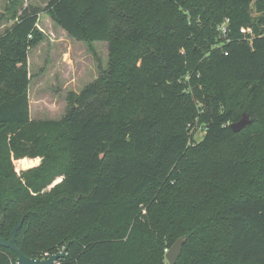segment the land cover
I'll return each mask as SVG.
<instances>
[{"label": "trees", "instance_id": "1", "mask_svg": "<svg viewBox=\"0 0 264 264\" xmlns=\"http://www.w3.org/2000/svg\"><path fill=\"white\" fill-rule=\"evenodd\" d=\"M43 11L73 38L110 41V78L62 121L34 122L40 12H15L0 32V237L23 220L18 247L44 258L68 245L57 264H170L164 248L181 237L175 264H264V0H50ZM244 115L254 122L234 132ZM195 119L207 130L191 145ZM16 261L0 245V264Z\"/></svg>", "mask_w": 264, "mask_h": 264}, {"label": "rangeland", "instance_id": "2", "mask_svg": "<svg viewBox=\"0 0 264 264\" xmlns=\"http://www.w3.org/2000/svg\"><path fill=\"white\" fill-rule=\"evenodd\" d=\"M49 1L0 0L1 33L15 22V12L18 15L31 11L40 12L38 28L43 32L44 37L30 49L28 56L29 99L31 119L34 122L62 121L75 96L79 95L87 86L110 78L113 55L110 41H88L71 37L65 29L43 11ZM199 87L203 93L205 88L201 84ZM195 99L197 109H202L204 102L197 97ZM236 99L234 98V100ZM188 127L190 136L188 141L191 145L204 140L206 125L200 124L195 119L194 125L189 124ZM36 164L38 162L28 161L25 168L33 167ZM59 180L60 178L57 179V181ZM156 198L157 195L146 201V204L151 205ZM146 204L140 205L142 212L138 215L139 220L145 223V226L147 223L151 224ZM155 216L162 221L166 219L157 214ZM143 228L146 231L147 227ZM154 238L163 244L169 241L167 234H160L159 232L155 234ZM139 240L140 244L145 241L149 246L154 245L153 240L145 233L140 232ZM173 244L164 248L166 261H168L166 254ZM16 262L12 264H16Z\"/></svg>", "mask_w": 264, "mask_h": 264}, {"label": "water", "instance_id": "3", "mask_svg": "<svg viewBox=\"0 0 264 264\" xmlns=\"http://www.w3.org/2000/svg\"><path fill=\"white\" fill-rule=\"evenodd\" d=\"M253 122L254 118H250L244 115L240 120L231 123L230 126L234 132H240ZM22 224L23 220H21L20 223L15 226V228L13 229V236L10 239L0 237V245L12 249L17 254V261L19 264H57L58 260L65 255L68 249V245L63 248V250L50 254L49 256L44 258H33L27 256L22 252V250L16 243L17 234ZM184 242V238H178L167 252L166 258L170 264H175L177 262L178 257L182 252Z\"/></svg>", "mask_w": 264, "mask_h": 264}, {"label": "built area", "instance_id": "4", "mask_svg": "<svg viewBox=\"0 0 264 264\" xmlns=\"http://www.w3.org/2000/svg\"><path fill=\"white\" fill-rule=\"evenodd\" d=\"M219 30L221 31V34L223 36L228 37V20H226L222 25H220ZM241 33H243V34H247V33L251 34L252 30L250 28L242 27L241 28ZM47 256H49V255L46 254V257ZM16 264H19L18 261L16 262Z\"/></svg>", "mask_w": 264, "mask_h": 264}]
</instances>
